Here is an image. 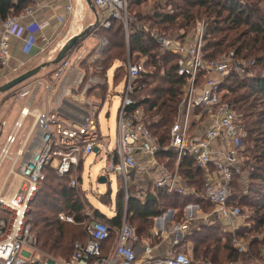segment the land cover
<instances>
[{"label":"built area","instance_id":"obj_1","mask_svg":"<svg viewBox=\"0 0 264 264\" xmlns=\"http://www.w3.org/2000/svg\"><path fill=\"white\" fill-rule=\"evenodd\" d=\"M91 1L103 14L101 26L108 28L112 20H119L128 34V0ZM31 14L32 9L25 7L17 15L9 14L2 20V66L6 67L9 60L11 37L20 35L23 28L19 25L20 20ZM39 28L40 25L36 22L24 27L28 34L25 40L26 48L34 42V34ZM149 33L158 43L160 50L178 55L177 74L186 77L182 88L183 98L179 103L181 117H178L179 123L175 121L172 124L168 147L164 150H173L177 162L189 158L204 170L212 168L218 180L209 184L206 197L216 207L219 219L226 224V230L235 237L241 229L243 216L239 208L228 204V200L231 196L233 172L240 165L239 155L243 150L246 130L240 122V116L225 100L223 85L232 71L244 74L246 66L238 60H233L235 54L232 52L211 60L205 59L201 28H197L191 39L184 42L154 31ZM80 57L81 55L63 58L52 73V80L42 82L37 79L14 90L17 100L27 98V102L21 107L18 121L0 149V165L8 158L9 148L16 142L25 118L31 116L33 122L25 140L27 145L21 146L13 161V164L17 161L20 163L18 171L21 180L8 194L0 195V207L10 215L6 225L0 220V264H191L190 259L182 253L156 256L155 247L142 241L125 221L117 230L107 254L103 253V247L111 237V229L106 224L94 220L87 222V239L83 243L77 242L73 245L68 259L53 258L39 248L26 216L29 204L43 180L44 167L53 169L58 177H68L69 188L77 191V170L83 160L97 149L98 153L105 155L106 172L119 176L127 198L128 187L147 169L143 167L140 157H144L147 164H155V156L161 150L148 128L149 122L144 110L134 106L137 102L135 79L140 72H145L143 61L134 63L128 58L125 63L126 76L117 109L114 148L109 152L104 146L105 137L98 129L95 111L84 117L77 115L79 105L82 107L90 104L86 91L101 83L91 75L84 79V73L78 63ZM230 66L235 70H231ZM200 77L203 78L201 83ZM56 80H59L58 84ZM42 83L49 107L39 111L31 104V98ZM206 121L209 125L202 132H191L192 125L197 126ZM215 141L221 143V149L213 148ZM153 189L179 195L187 193L177 172L154 180ZM58 219L73 223L72 216L62 213L58 215ZM232 246L239 253L244 251V245L239 240L234 239Z\"/></svg>","mask_w":264,"mask_h":264},{"label":"trees","instance_id":"obj_2","mask_svg":"<svg viewBox=\"0 0 264 264\" xmlns=\"http://www.w3.org/2000/svg\"><path fill=\"white\" fill-rule=\"evenodd\" d=\"M147 1L128 0L127 8L133 9ZM28 2V0H0V20H4L9 14L17 15ZM261 3L264 5V0H166V4L161 5L170 7L169 11L158 6L144 19L152 21L158 27L160 34L164 35H173L174 31L181 28L184 30L183 33L176 36L183 41L185 34L193 26L195 20L193 12L196 10L203 15L207 23L204 34L205 44L202 49L205 59H213L227 49H233L236 57L246 58L254 55L256 57L254 64L264 67V8L260 6ZM179 16L182 17L181 25L172 29L170 26H162L173 23ZM123 30L122 22L115 19L111 21L110 27L100 30L108 41L103 49V64L107 65L114 59H121L127 43L136 56V62L144 57V66L158 71L153 73L148 69L147 72H140L137 75L135 94L142 95L135 96L137 102L134 106L143 107L149 118L148 128L162 149L169 143V131L178 112L186 77L177 74L178 55L161 51L158 43L147 30L133 26V29H129L127 39ZM215 34L220 37L217 38ZM223 88L227 91L224 95L227 102L234 110L242 113L246 130L244 150L241 152L243 160L233 172L228 204L237 206L242 204L249 208L251 214L248 221L252 226L242 227L241 231H237L236 236H241L244 231H247V234H258L257 237L254 235L250 242L254 250L253 255L257 258L262 255L259 247L264 248V74L240 76L232 71L227 76ZM173 155L174 152H167L165 156L172 158ZM179 173L195 188L196 193L203 192V173L194 161L189 158L182 159ZM43 174L41 188L30 202L26 217L39 247L56 257L68 259L73 244L77 241L85 242L86 236L80 225L60 224L56 216L59 212L65 211L76 223H81L84 219L83 203L77 193L69 188L68 177H58L48 166L44 167ZM121 193L118 194L117 214L113 219L109 220L98 211H94V216L109 227H119L121 223ZM185 202L186 200L178 195L169 196L165 193H160L157 198L149 199L144 204L131 198L128 201V214H132L131 224H134L133 220L138 221V225L136 223L135 225L140 235L141 229L143 230L147 225L148 220L160 216L168 208L179 209L181 212ZM48 213L54 214V217H49ZM0 220L7 224L6 219ZM140 223L143 227L139 226ZM35 228L37 231H34ZM258 236H261L260 240ZM231 239L232 235L221 231L220 226L215 223L191 232L187 237L192 243L190 260L208 259L217 263L248 259L238 254L231 246Z\"/></svg>","mask_w":264,"mask_h":264},{"label":"crops","instance_id":"obj_3","mask_svg":"<svg viewBox=\"0 0 264 264\" xmlns=\"http://www.w3.org/2000/svg\"><path fill=\"white\" fill-rule=\"evenodd\" d=\"M28 1L29 2L26 7H30L32 9V14L20 20L19 25L23 27L21 29L20 35L11 37L10 39V56L6 67L3 66L4 67L3 71L0 73V80L5 79L6 76H8L7 79H9L13 76V74H17V72L27 70L29 68H32L38 64H41L45 61L54 58V56L61 48V46L72 35L77 34L78 32L84 30L87 26L93 24L96 20L95 15H97L98 17L97 24L91 28L89 33H87L77 41L75 46L65 55L64 58H67L69 56L75 57L77 55H81L80 57L81 60L78 62L81 71L85 74V70L87 69L90 72V75L95 76L96 78H98V80L101 81V83L92 86L90 89L86 91V98L90 104L83 105L82 107L79 105L77 107L79 108L77 109L78 112L77 115L79 117H84L87 114H91V112L94 113L95 111L94 117L97 122L98 129L100 131L98 116L101 115L100 113L101 107L106 101H108L112 97L114 93L117 94L118 96V105H119L120 95L124 86L125 76H126V66H125L126 61L122 59H114L111 62H109L107 65L103 64V59H104L103 49L107 46L108 41L106 37L100 33L101 29H105V27L100 25V21L103 18L102 12L97 10L96 8L95 11H93L91 6L87 3V0H28ZM32 22H36L37 24H39L40 28L37 29L34 34L35 37L34 42L26 48L25 40L28 34L27 31L24 30V27ZM137 29H141V28H137ZM1 32H2V20H0V35ZM128 34H129V27H128ZM128 34L125 33L126 39L128 38ZM168 36L176 40H179L177 36H173V35H168ZM187 39H191V36L189 34L185 35L183 42L186 41ZM99 57L100 59L97 60ZM92 61L94 63H92ZM139 61H143L144 63L145 58L141 57L138 59V62ZM60 63L61 61L57 64L49 65L47 66V68L44 67V69L51 68L48 74L47 73L44 75L42 74L41 76L39 74L35 77V79L27 82L25 80L23 83L24 84L29 83L37 79L42 80V82L52 80L53 72L51 71L55 67L57 69ZM85 63H87L88 65L87 68H83L82 66H80L83 65L85 67L86 65ZM1 66L2 65L0 63V67ZM109 76L113 81L112 84L109 83ZM56 83L58 84L59 80H56ZM117 87H120V89L119 91L116 92L115 89ZM42 88H43L42 101L40 103L36 100L40 97V92ZM135 96L140 97L141 95H139V93L138 94L136 93ZM26 102H27V98L12 102L13 107L11 108V110L9 107H7L6 102L2 101V103H0V149L5 144L7 136L13 130L15 122L18 121L20 109L22 106L26 104ZM31 104L35 105L39 111H44L47 109V107H49V103L47 104L46 102V92L43 83L40 84L34 96L31 98ZM178 111H179V106H178ZM32 122L33 120L31 116L26 117L25 121H23L21 129L18 131L16 142L9 148L8 158L6 160H3L0 165V172H2L4 168L3 167L4 163L7 162V165L5 166L6 169L4 170L5 171L4 173L6 174L7 171L9 170L8 163L16 159V152L21 148L23 144L27 145V143H25V140L32 127ZM208 125L209 122L207 121L197 126L192 125L193 131L191 132L196 133L197 130H199L200 133L205 128H207ZM103 136L105 137L104 146L108 149L109 152H112L114 148V144H113V148L109 150L110 138L107 135L106 136L103 135ZM212 146L213 148L216 149L222 148V145L219 141L218 142L215 141ZM167 147L168 145H166V147L164 148ZM164 148H162L160 152L156 154L155 164H147L146 159L144 157H140L143 167L147 169L146 171L143 170L138 175L136 182L128 187L129 193L127 198L125 196V192L123 190L121 180L118 175L116 176L118 189L114 198V205H113L114 215L110 218L107 217L105 214H103L100 210L102 207L112 208L111 207L112 205L110 203L111 202L110 189L107 190L105 195H95L97 197L98 207L93 206L89 202L87 197V191L83 189L84 166L89 156L83 160V162L80 164L77 170L76 177L78 180V189L75 192L86 201V203L90 206L92 210L91 215L88 213L85 214L87 217L91 216V220L89 221L94 220L97 222H101V221L94 216V211H98L100 214H102L105 218L109 220L113 219L116 216L118 194L119 192H122L121 193L122 218L119 227L121 226L122 222L125 221L130 227H132L136 231V233H137V228H136L137 226L135 225V223L138 225V221L133 220L134 224H131L132 214H128V201L131 198L138 200L141 204H144L149 199L157 198L160 193H165L166 195L169 196L178 195L184 198L186 202L183 205L181 212H179V209H174V208L166 209L163 212V214H161L160 216L148 220L147 225L143 228V230L141 229L142 233L140 235H138L137 233V235L146 244L155 247L154 253L158 257L179 254L178 250L182 249V247L183 249L181 253L186 255L187 257H191L192 243L187 240V237H189L191 232L195 230L198 231L201 227L209 226L215 223L220 226L221 231L225 233H230V231L226 230L227 229L226 224L219 219L216 212V207L213 204H211L206 197L207 187L209 186L210 183L216 182L218 178L214 174L212 168H210L209 170H204L198 167V165H196L195 163L197 168L202 171L203 179H204L203 192L196 193L195 188L189 183H187V181H185L179 173V165L181 161L177 162L175 155H173L172 158L165 156L167 152L169 153L174 151L170 149L164 150ZM101 153L102 152L98 153L96 151L92 155H95V159H97ZM102 154H103L102 158L104 159L105 155L104 153ZM176 172L180 177V179L182 180L183 185L187 189L186 194L179 195L175 193H166L162 189L159 190L153 189L154 180L160 179L163 175L174 174ZM108 174L109 173L106 172L105 167L102 168L101 174L97 177V182L101 176L105 177L106 179L107 178L106 176H108ZM1 176L3 177V175ZM91 177H92L91 173H88L87 179L90 180ZM68 180L70 182L69 178ZM106 182L105 183L98 182V184L104 185L106 184ZM39 188H40V184H39ZM2 189L3 188L1 186L0 193H2L3 191ZM203 203H205L206 205H204ZM57 221L60 224L67 225L65 222H62L58 219V215H57ZM70 224H74V225L78 224L82 226L83 233L87 239V235L85 232V226L87 222L85 223V221H82L81 223H76L73 218V223ZM240 225L245 226L246 223L244 221H241ZM139 226L143 227L142 223H140ZM119 227H113V226L109 227L111 229V237L104 244L103 247L104 254H107L109 249L111 248L113 244V240L115 238V234L119 229ZM186 242L188 243V245L186 244ZM190 261L191 264L193 263L197 264V261L195 260L194 261L190 260Z\"/></svg>","mask_w":264,"mask_h":264},{"label":"rangeland","instance_id":"obj_4","mask_svg":"<svg viewBox=\"0 0 264 264\" xmlns=\"http://www.w3.org/2000/svg\"><path fill=\"white\" fill-rule=\"evenodd\" d=\"M162 3H164V5H165L166 4V0H148L147 2L143 3L142 5H140L138 7H134L133 9L132 8H127V13H128V15L130 17V19L128 21V27H129V29L130 28L133 29V26H134L136 28H142L144 30L147 29L148 32H153L154 31V32H156V33L159 34L160 32L157 30L158 27L155 24H153L152 21H148V20H146L144 18L147 16V14L151 13L158 6H159V8L160 7L163 8V10H165V11H169V8L170 7H166V6L163 7L161 5ZM260 6L262 8H264V5L262 3L260 4ZM135 12L137 14H140V15L135 14ZM193 13H194V17H195V20H194V22L192 24L193 26H192V28H190L187 31V33L185 35H188L189 34L190 36H192L197 28H201V30L203 32V42H205V40H204V34H205L206 26H207L206 19L203 17L202 14L200 15L196 10H194ZM181 24H182V17L179 16L178 19H176V21H174L173 23H171V24L169 23L168 25L167 24H163L162 26H170L171 29H172V27H177V25H181ZM183 31L184 30H182L181 28H179L176 31H174L175 33L173 34V36H176V35L179 36V35H181L183 33ZM125 33H124V36L126 37ZM223 33H225V31ZM166 36H168V35H166ZM215 36H217V38L220 37L218 34L217 35L215 34ZM213 39H215V38H213ZM231 52L234 53V50L233 49H229V50L227 49V51H225L223 53H220L219 55H217V57L218 56H222L224 54H229ZM127 56H129V57H127ZM128 58L130 59L131 62H136L137 61L136 56L133 55L132 50L129 47L127 48V43H126L125 48H124V53L121 56V59L124 60V61H127ZM99 59H100V57L97 60H99ZM232 59L233 60H238V61L242 62L244 64V66H246V69L243 72L244 74H239L238 73V75H240V76H245V75H250V74H264V67L263 66H258V65H255L254 64V60L256 59V57H254V55H251V56L246 57V58H242V57L241 58H238V57L234 56ZM92 63H94V62L92 61ZM85 64H86L85 67L83 65H80V66H82L83 68H87L88 65H87V63H85ZM3 68H4L3 66L0 67V73L3 71ZM230 68H231V70H235L233 66H230ZM43 69L44 68H42L41 70H39L38 73L35 74L34 76L28 78L26 80V82L35 79V77L37 75H39V74H40V76L42 74L43 75L46 74V73L48 74V72H49V70L51 68L44 69V70ZM55 69H56V67L51 72H54ZM144 69H145V71H148L149 68H148V66H144ZM86 70H85V74H84V79H86L90 75V72L88 70L87 71ZM149 70L153 71L152 68H150ZM24 71H26V70H24ZM24 71L17 72V74H13V76L11 78L17 76L18 74H20V73H22ZM155 72H158V71L154 70L153 73H155ZM91 76H93V75H91ZM7 77L8 76H6L5 79L0 80V85L3 84L4 82H6V81H8V80L11 79V78L7 79ZM200 81L203 82V78H200L199 82ZM23 82H21L20 84L16 85L15 87H13L14 89L11 88V89H9V90H7L5 92H1L0 93V103H2V101L6 102L7 107H9L10 110H11V108L13 107L12 106V102L17 101V96H15L14 90L16 88H18L19 86L23 85L24 84ZM109 83L110 84L113 83V81H112V79H111L110 76H109ZM119 89H120V87H117L115 89V91L117 92V91H119ZM42 92H43V88L41 89L40 97L36 100V101H38L40 103L42 101ZM225 94H227V91L226 90H224V95ZM182 98H183V95L181 94V100H182ZM224 98L227 101V98L226 97H224ZM21 99L23 100V98H21ZM181 100H180V102H181ZM117 109H118V96H117V94L114 93L112 95V97L103 104V106L101 107V110H100L101 115L98 116L100 133L103 134V135H105V136L107 135L110 138L109 150H111L113 148V144H114L113 142H114L115 134H116V116H117ZM10 110H8V111H10ZM234 112L240 116V122H241L242 126H244L243 121H242V113L237 112L236 110H234ZM179 116L181 117V115H179V111H178L176 113V116H175V120H174V122L176 121L175 123H179V121H177ZM146 118H147V121L149 122V118L147 116H146ZM244 128H245V126H244ZM243 150H244V145H243ZM102 156H103V154L101 153L100 156H98V158L95 159V155H91V156H89V158L85 162L84 175H83V184H84L83 189L85 191H87V197H88L89 202L93 206H96V207H98V205H97L98 202H97V197L95 195H105L106 192H107V190L110 189V191H111V194H110V196H111V202L110 203L112 205L111 206L112 208L102 207L100 209L103 214H105L107 217L110 218V217H112L114 215V210H113L114 198H115V194H116L117 189H118V184H117V179H116L117 178L116 177L117 175H115L114 173H109L108 176H106L107 177L106 178L107 179L106 184H104V185L98 184L97 177L101 174L102 168L105 167V161L102 158ZM242 160H243V156L240 153V155H239V162H240V164H242ZM19 164H20L19 161L15 162L14 164H13V161H10V163H8L9 170L5 174L4 173L5 172L4 170L6 169L5 166L7 165V162L4 163V165H3L4 168H3L2 172H0V181H1V179L3 181V183H2V181L0 182V187L2 186V188H3L2 189L3 191H2V193H0V195L8 194L12 189H14L19 184V182L21 180L20 177H19V171H18ZM88 173H91V175H92V177H91L90 180L87 179V174ZM1 175H3V177ZM5 175H6V177H5ZM53 184H55V183H53ZM122 187H123V185H122ZM36 194H37V192H36ZM77 196H79V195L77 194ZM79 198L81 199V201L83 203V208H84V210H83V217H84L83 221H85V223H86L89 220H91V216L90 217H87L85 214L88 213V214L91 215L92 210H91L90 206L86 203V201L82 197L79 196ZM230 206H235V207H237V208L240 209L241 214L243 216L242 221H244L246 223L245 226H247L248 228H250V226H252V224H251L250 221H248V218H250V214H251L249 208L248 207H244L242 204H239V206H237V205H230ZM28 212H29V208H28ZM61 212L63 214H66L65 211L64 212L61 211ZM61 212H59V213H61ZM59 213L57 215H59ZM48 216L52 218V217H54V214L48 213ZM1 218L2 219H6V221L8 223L9 220H10V215L8 213H5L4 211H2L0 209V219ZM66 224L68 226H73L74 225V224H70V223H66ZM80 227L82 228V226H80ZM242 227L244 228V226H241V229H239V231L242 230ZM34 231H37V228H35ZM246 232L247 231H244V233L242 232L241 233L242 234L241 236H238L237 235L235 237H232V239H231V246H232V243H233V240L234 239L239 240L244 245V246H242L244 251L241 252V253H239L237 251V253L240 254V255H242V256L244 255L248 259L245 260V259L241 258V259H238L237 261H234V262L235 263H239V264H264V255H263L264 254V248L263 247H261V248L259 247V249H261L262 255H260V256H258L256 258V255L255 256L253 255V251L254 250L252 249L251 244H250L251 239L253 238V236L256 235L254 237H257L258 234H253V233H248L247 234ZM258 239L260 240L261 239V236H258ZM186 244L188 245L187 242H186ZM182 249H183V247H182ZM182 249H179L178 252L181 253ZM41 250L44 253H46L47 255H49V256H51L53 258H59V257H56L52 253L51 254L48 253L44 249H41ZM188 258L191 259V257H188ZM229 262L222 261V262H217V263L215 262L214 263V262H212L211 260H208V259L207 260H197V264H208V263H210V264H224V263H229Z\"/></svg>","mask_w":264,"mask_h":264},{"label":"water","instance_id":"obj_5","mask_svg":"<svg viewBox=\"0 0 264 264\" xmlns=\"http://www.w3.org/2000/svg\"><path fill=\"white\" fill-rule=\"evenodd\" d=\"M87 3L91 6L92 10L95 11V7L94 5L91 3V0H87ZM96 16V20L93 24L87 26L84 30L78 32L77 34L72 35L62 46L61 48L58 50V52L56 53V55L54 56V58H52L51 60L45 61L41 64H38L20 74H18L17 76L11 78L10 80L4 82L3 84L0 85V93L1 92H5L13 87H15L16 85L20 84L21 82L27 80L28 78L34 76L35 74L38 73V71L41 68L47 67L49 65L52 64H57L59 63L64 57L65 55L75 46V44L77 43V41L82 38L84 35H86L87 33H89V31L91 30V28L93 26H95L98 22V17ZM95 152L97 151V149L94 150ZM98 182L100 183H105L106 179L105 177L101 176L98 179Z\"/></svg>","mask_w":264,"mask_h":264}]
</instances>
